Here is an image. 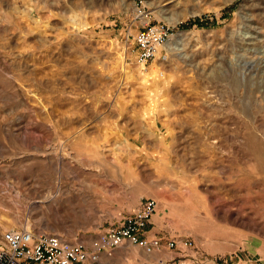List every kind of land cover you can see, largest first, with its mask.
<instances>
[{
	"label": "rangeland",
	"instance_id": "374dc122",
	"mask_svg": "<svg viewBox=\"0 0 264 264\" xmlns=\"http://www.w3.org/2000/svg\"><path fill=\"white\" fill-rule=\"evenodd\" d=\"M144 1L174 34L146 66L131 0H0V236L89 243L154 200L161 249L111 260L264 264V0Z\"/></svg>",
	"mask_w": 264,
	"mask_h": 264
},
{
	"label": "built area",
	"instance_id": "2783aa9c",
	"mask_svg": "<svg viewBox=\"0 0 264 264\" xmlns=\"http://www.w3.org/2000/svg\"><path fill=\"white\" fill-rule=\"evenodd\" d=\"M134 17L140 23L133 45L136 62L146 66L155 60L166 61L173 31L163 23L152 24L144 0H131ZM144 21V22H143ZM156 202L147 200L138 210L124 217L92 238L89 243L69 241L63 235L46 231L10 229L0 236V264H99L101 255L111 256L123 246L140 248L153 254L162 247V240H148L146 229L155 212ZM169 249L192 247L189 239L166 240ZM172 264H200L192 257L184 256Z\"/></svg>",
	"mask_w": 264,
	"mask_h": 264
},
{
	"label": "crops",
	"instance_id": "0c3cea01",
	"mask_svg": "<svg viewBox=\"0 0 264 264\" xmlns=\"http://www.w3.org/2000/svg\"><path fill=\"white\" fill-rule=\"evenodd\" d=\"M122 219H123V217H122ZM120 221H121V219H120ZM151 224H153V218L150 220L149 225H151ZM149 225H148V227L146 229L147 231H146V234H145V236L147 237L148 240L156 238L155 237L154 227L150 228V230H149ZM111 226H112V224H111ZM123 254L124 253L117 252L118 259H116V260L115 259L111 260V256L107 257L106 255L103 254V255H101V259H100V263L99 264H128V259L126 257H124L125 255L123 256ZM154 263L155 264H160V263H157V262H154ZM136 264H152V263L150 261L146 260V261H141L140 263H136Z\"/></svg>",
	"mask_w": 264,
	"mask_h": 264
},
{
	"label": "bare ground",
	"instance_id": "6f19581e",
	"mask_svg": "<svg viewBox=\"0 0 264 264\" xmlns=\"http://www.w3.org/2000/svg\"><path fill=\"white\" fill-rule=\"evenodd\" d=\"M173 45V44H172ZM169 50V49H168ZM156 62V61H155ZM157 67V66H156ZM153 73H154V70L152 71ZM50 199V198H49ZM53 199L51 198L50 199V202L52 201ZM56 202V201H55ZM212 218V217H211ZM122 248V250H127V248H126V246H123V247H121ZM107 256V255H106ZM109 257V256H108Z\"/></svg>",
	"mask_w": 264,
	"mask_h": 264
}]
</instances>
